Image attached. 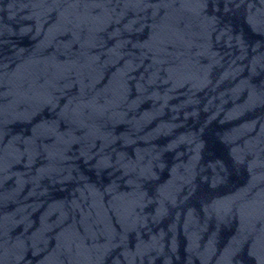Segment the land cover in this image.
Segmentation results:
<instances>
[{"label": "water", "instance_id": "1", "mask_svg": "<svg viewBox=\"0 0 264 264\" xmlns=\"http://www.w3.org/2000/svg\"><path fill=\"white\" fill-rule=\"evenodd\" d=\"M0 264H264V0H0Z\"/></svg>", "mask_w": 264, "mask_h": 264}]
</instances>
